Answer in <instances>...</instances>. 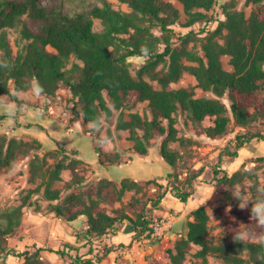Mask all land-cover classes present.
<instances>
[{"label": "trees", "instance_id": "16d2710c", "mask_svg": "<svg viewBox=\"0 0 264 264\" xmlns=\"http://www.w3.org/2000/svg\"><path fill=\"white\" fill-rule=\"evenodd\" d=\"M102 1L101 6L67 10L62 5L48 6L39 0H0V60L8 63L7 68L0 67V95H8L21 104V100L16 99L19 90H28L34 83L43 86L46 96H54L65 87L72 93L76 116L94 126H99L104 116L108 124L116 125L118 131L129 132V139L139 154L148 153L151 139L157 133L166 135L160 154L172 167L177 166L180 156L171 144L189 142L179 135L177 114L180 111L186 112L194 122L213 118V123L206 128V134L211 138L227 133L232 121L229 107L221 99L225 95L231 100V111L238 126L246 127L264 116V96L261 97L264 91V0H247L251 5L249 13L231 4H222L224 17L211 18L218 25L207 31L202 54L189 48V34L180 37L182 42L179 45L172 41L168 33L173 31L170 25L182 17V11L172 0H121L132 7L130 12L114 7L109 0ZM178 1L188 15L186 26L207 18V12L219 3V0ZM95 18L101 19L104 26L101 30L95 29ZM156 24L166 32L162 51L157 49L160 38L153 31ZM10 29L20 32L16 52L9 37ZM143 55L148 56L147 62L135 77L130 60ZM73 57L83 65L74 61L72 68L68 69ZM224 57H229L231 68L224 66ZM74 71L77 73L73 74ZM186 72L193 75L197 83L174 87L172 83L179 81ZM145 75L157 81L160 87ZM198 89L211 91L217 97L199 96ZM138 102H146L145 115L136 111L130 112L126 118L124 110ZM78 104L81 109L77 108ZM255 138L264 140V134L238 133L232 140L235 150L225 149L229 155L237 157L239 150ZM40 148L37 140L27 141L1 134L0 171L12 168L17 160ZM101 153L111 164L118 162L121 156L120 152L114 155ZM73 161L59 160L51 169L46 168L44 157L35 154L30 162L31 180L40 179L41 182L30 188L20 203L0 207V258L4 262L10 255H15L24 258L21 264H45L40 255L44 248L30 254L10 247V239L23 224L26 208L42 210L37 196L43 188L51 211L61 219L74 222L80 216H87L84 238H80L87 244L91 245L93 238H102L109 233L117 235L120 225L126 222L134 240L155 234L158 222L149 204L159 208L167 191L149 202L140 195L143 186L138 181L123 178L119 185L106 177L83 190L85 180L77 174V164L82 160L74 158ZM64 169H71L74 177L68 182L71 192L62 201V189L53 188L51 183L63 179L61 173ZM248 171L243 167L234 172L221 165L215 167L216 175L223 174L215 178L216 184L207 203L192 211L194 219L188 221L186 232L167 249L170 264H184L194 245L200 246L196 256L204 262L212 252L222 254L226 264H264V247L253 242L258 237L264 238V228L246 227L248 241L244 243L232 240L227 245H215L208 238L209 209L218 218L226 216L229 208L240 200L238 186L246 177L252 181L249 191L254 200L264 202V189L259 185L258 176L250 175ZM47 173H50L49 181ZM168 175L169 181L177 177L173 172ZM197 177L195 173L185 179L191 190H183L176 184L171 192L187 202L193 194ZM127 191H134L127 203L114 207L113 211L103 205L122 201ZM66 247L74 249L75 245L66 244ZM112 249L110 247L103 255L90 258L78 255L76 261L99 264ZM56 252L62 256L67 254L65 248ZM244 252L248 256H244Z\"/></svg>", "mask_w": 264, "mask_h": 264}, {"label": "rangeland", "instance_id": "374dc122", "mask_svg": "<svg viewBox=\"0 0 264 264\" xmlns=\"http://www.w3.org/2000/svg\"><path fill=\"white\" fill-rule=\"evenodd\" d=\"M48 6L62 5L67 10L93 5H103L102 0H39ZM114 7L125 11H132V7L121 0H109ZM172 2L182 11V17L179 22L170 25L173 31L168 32L172 41L177 45L181 44L180 37L189 34V48L197 54H202V42L205 39L208 30L215 29L217 21L211 18L224 17L222 4H231L237 9H245L247 13L251 11V5L247 0H219L209 12L207 18L199 20L191 26H186L188 15L183 12V5L178 0ZM158 23V21H156ZM103 23L100 18H95V29L101 30ZM154 33L160 38L157 49L162 51L165 48V34L161 26L156 24L153 28ZM9 37L14 51L18 49L17 41L20 38V32L16 29H10ZM1 52V50H0ZM148 56H135L131 58V70L135 77L138 76L139 69L147 62ZM74 61L83 65V62L74 57L67 68L73 66ZM224 66L231 68L229 57H224ZM72 72V71H71ZM77 73L74 71L73 74ZM145 77L155 86L160 87L157 81L152 80L148 75ZM196 78L190 73H184L179 81L172 83L174 87L196 84ZM35 84V83H34ZM33 84V85H34ZM31 88L18 93L21 104L12 100L8 95H0V135L7 134L27 141L37 140L41 144L40 149H34L24 159L15 162L12 168L0 171V207H6L21 202L22 197L30 188H35L38 182L31 180L30 162L35 154L46 159V168H53L59 160L66 163L74 162V158L82 160L77 164V174L84 178L83 190H87L92 184H98L99 179L107 175L121 177L126 172L124 163H130L135 159L137 167L144 168L149 173H144V177L138 181L143 186L144 200L156 198L161 192L167 191L159 208L149 206L155 213V221L158 222L156 232L151 237H144L139 240L132 239L133 232H129V223L120 225L117 235L111 233L102 238H93L91 245L84 242V232L87 228L88 218L86 215L80 216L74 222H68L58 217L51 211L49 201L44 197V188L38 194L37 199L42 205L41 211L34 208H26L25 218L18 233L10 239V247L20 251H29L34 253L40 248L41 259L45 264H81L76 261V256L83 255L85 258L93 257L97 254L103 255L110 247L113 248L99 264H170V258L167 249L174 245V242L181 237L187 230V223L193 220L192 211L198 206L205 205L212 194L216 180L221 176L215 174V167L221 165L229 172L243 167L249 170L250 175H257L259 185L264 189V140L252 139L244 148L239 150L237 157L228 154L226 147L235 150V143L232 142L238 133H257L264 134V116L253 121L246 127L238 126L235 123L231 111V100L228 95L221 97L227 104L232 116L227 133L217 138L208 137L206 128L213 123V118L207 117L201 122L192 121L186 112L180 111L177 114V126L179 135L189 139L188 143L180 144L178 141L171 144L174 150L179 153V160L176 167H168L166 164L157 165L155 152H160L162 140L166 135L156 134L151 139L149 151L147 154H139L134 149V142L129 139V132L116 129V125H110L102 117V123L94 126L93 123H84L81 117L75 115L72 93L69 89L63 87L56 95H41L38 98L31 95ZM199 96L217 97L213 92H204L197 90ZM264 96L262 91L261 97ZM112 106L111 102L108 101ZM81 104L77 105L81 109ZM139 111L145 115L146 102H138L124 110L125 117L129 118L130 112ZM142 133V131H140ZM109 152L113 155L121 153L119 161L115 165H123V168L113 167L101 152ZM141 156V157H139ZM104 162H103V161ZM154 162L153 171L146 163ZM148 168V169H146ZM143 169V170H144ZM111 170V173H110ZM169 171H172L177 177H172L169 181ZM118 172V173H117ZM198 174L194 180L193 194L187 202H183L175 197L171 188L179 184L183 190H191L185 179L192 174ZM62 180H55L51 183L53 188L62 189V201L66 195L71 192L68 188V182L72 181L74 174L71 169H64L61 173ZM50 173H47L46 179L49 181ZM146 177V178H145ZM132 180V177H127ZM120 185V181L116 180ZM252 181L246 177L243 184H239L240 200L234 203L229 212L224 217H216L211 212L209 222L208 238L211 244L227 245L233 240V236L238 231H244L246 227H257V217L264 212L262 208L259 212L255 209L257 202L249 191ZM162 184V187L159 185ZM134 191H127L123 200L115 205L106 204L110 211L114 207H120L127 203ZM150 202V201H149ZM243 203L244 208L239 205ZM254 222V225L253 223ZM253 228V229H254ZM66 244H74L75 248L70 249ZM92 247V248H91ZM65 248L67 254L62 256L56 252L58 249ZM78 248V249H77ZM53 249V251L51 250ZM200 249L199 245H194L191 253L188 254L184 264H226V259L222 254L209 253L207 260L196 256ZM248 256L247 252L243 253ZM23 257L10 255L4 262L0 258V264H21Z\"/></svg>", "mask_w": 264, "mask_h": 264}, {"label": "clouds", "instance_id": "9594fccd", "mask_svg": "<svg viewBox=\"0 0 264 264\" xmlns=\"http://www.w3.org/2000/svg\"><path fill=\"white\" fill-rule=\"evenodd\" d=\"M144 51H146V49ZM0 67L7 68L8 67V63L3 61V60H0ZM31 90H32L31 91V95H33L34 97H37V98L44 94V88H43L42 85L39 84V82H37L34 85H32L31 86ZM19 91H23V90H19ZM16 99L18 101H20V97H16ZM239 207L241 209H243L244 208V204L241 203L239 205ZM254 207L259 212L262 208H264V204H259L258 203ZM257 227L264 228V212H261V214L257 217ZM233 240L237 241V242H240V243H244V242L248 241L247 230L236 232V234L233 236ZM253 242L256 243L257 245L261 246V247H264V238L258 237Z\"/></svg>", "mask_w": 264, "mask_h": 264}, {"label": "crops", "instance_id": "0c3cea01", "mask_svg": "<svg viewBox=\"0 0 264 264\" xmlns=\"http://www.w3.org/2000/svg\"><path fill=\"white\" fill-rule=\"evenodd\" d=\"M155 154H156V163H157V165H162V164H166V162L164 161V159L162 158V156H161V154H160V152H155ZM138 157V155H136V157H135V159ZM139 157H141V156H139ZM135 159H133V160H131V162L130 163H124L125 165L123 166V165H119V166H117V165H115V164H113V167H117V169H116V171L118 170V168H123V167H126V172L127 173H124V175L123 176H121V177H113V175H107V176H104V177H106V178H109V179H113V180H118V181H121L123 178H127V177H132L133 179H135V180H140L141 178H143L144 177V173H149V171H145V169L143 170L142 168H140V167H137L136 166V163H135ZM146 164H149V165H147L149 168L151 167V165H152V168H151V170L153 171V167H154V162H148V163H146ZM160 165V166H161ZM169 168L171 167V166H169L168 164H166ZM123 166V167H122ZM155 168V167H154ZM146 169H148V168H146ZM142 171H144V173H142ZM172 171H169V173H171ZM110 173H111V170H110ZM118 173V172H117ZM103 177V178H104ZM146 178V177H145Z\"/></svg>", "mask_w": 264, "mask_h": 264}]
</instances>
